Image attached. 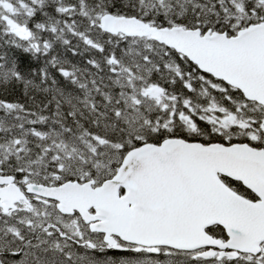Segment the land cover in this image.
Masks as SVG:
<instances>
[{
  "label": "snow or ice",
  "instance_id": "1",
  "mask_svg": "<svg viewBox=\"0 0 264 264\" xmlns=\"http://www.w3.org/2000/svg\"><path fill=\"white\" fill-rule=\"evenodd\" d=\"M0 264H264V0H0Z\"/></svg>",
  "mask_w": 264,
  "mask_h": 264
}]
</instances>
